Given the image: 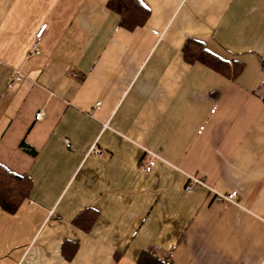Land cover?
<instances>
[{"label":"crops","instance_id":"0c3cea01","mask_svg":"<svg viewBox=\"0 0 264 264\" xmlns=\"http://www.w3.org/2000/svg\"><path fill=\"white\" fill-rule=\"evenodd\" d=\"M109 2L0 0V164L30 181L0 264H264V0Z\"/></svg>","mask_w":264,"mask_h":264},{"label":"trees","instance_id":"16d2710c","mask_svg":"<svg viewBox=\"0 0 264 264\" xmlns=\"http://www.w3.org/2000/svg\"><path fill=\"white\" fill-rule=\"evenodd\" d=\"M110 8L122 16L125 24L130 28L142 23L148 11L139 0H110ZM185 59L189 63L200 61L223 74L236 77L242 70L243 65L239 62H227L208 52L204 44L192 41L184 48ZM30 188V181L25 176H18L0 164V205L9 212L15 211L26 198ZM139 264H168L151 254H145Z\"/></svg>","mask_w":264,"mask_h":264},{"label":"built area","instance_id":"2783aa9c","mask_svg":"<svg viewBox=\"0 0 264 264\" xmlns=\"http://www.w3.org/2000/svg\"><path fill=\"white\" fill-rule=\"evenodd\" d=\"M45 28H46V26H43L40 29V31L38 33V36H40L43 33V31L45 30ZM153 33L155 35H157V36H161L160 35V32H158L156 30L153 31ZM21 80H22V77L19 74H15L11 78L8 87L9 88H13ZM97 106L99 107L100 106V103H98ZM42 116H43V113L42 112H38L36 114V119L37 120H41ZM69 145H70L69 142H67V146L68 147H69ZM91 153L96 154L98 156H102V155H104L105 152H104V150L102 148L94 145L91 148ZM152 157L153 158L147 163V165L145 167V171L146 172H151L153 170V168L156 166L157 160H161L160 157L157 156V155H155V154H152ZM196 185H204V182L202 180L196 178V177H193V176L190 177L189 178V182H188V184L186 186V191L187 192H191ZM214 193L216 195V200L218 202H226V203H231V204H237V199L238 198H237V194L236 193H232V194H222V193H217V192H214Z\"/></svg>","mask_w":264,"mask_h":264}]
</instances>
